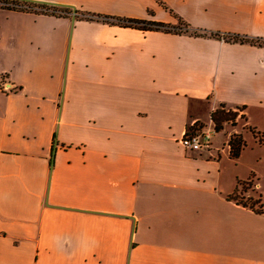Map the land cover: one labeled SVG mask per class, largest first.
Here are the masks:
<instances>
[{
    "label": "crops",
    "instance_id": "0c3cea01",
    "mask_svg": "<svg viewBox=\"0 0 264 264\" xmlns=\"http://www.w3.org/2000/svg\"><path fill=\"white\" fill-rule=\"evenodd\" d=\"M16 1L75 17L0 9V264H264L262 213L224 174L230 135L261 138L264 45L76 13L264 42V0ZM220 105L234 124L186 150Z\"/></svg>",
    "mask_w": 264,
    "mask_h": 264
},
{
    "label": "trees",
    "instance_id": "16d2710c",
    "mask_svg": "<svg viewBox=\"0 0 264 264\" xmlns=\"http://www.w3.org/2000/svg\"><path fill=\"white\" fill-rule=\"evenodd\" d=\"M0 9L14 10L20 12L41 13L55 17H66L71 12L69 8H59L53 6L36 7L35 4L33 3L20 2L16 0H0ZM76 13L81 15L82 18L86 20H97L103 23L117 25L120 27L135 28L142 31H162L167 33H175V34L184 33L193 37L209 36L230 43H240V44L249 43L259 46L264 45V42L260 41V39H249L245 36H239V35H219L218 33H207L196 30L175 14H173V16L176 19V24L170 25V24L149 21L144 19H130V18L113 17V16L99 15V14H87V13H80L79 11H77ZM228 116H229V112L224 110L223 105H220V107L217 110L213 111L210 114V118L212 123L214 124V128L216 132L221 131L223 129L224 123L229 122L231 120ZM250 131L254 136L257 135V133L254 130L250 129ZM227 145L229 148V155L233 159L238 158L241 151L246 146L240 134L230 135ZM237 191L238 188L235 189V191L231 195H229L227 199L232 200L236 204L241 205L243 207H248L257 214L262 213V209L259 201H254L253 199L248 198L246 199V201L243 202L242 200L235 198ZM256 205L258 206V208H255Z\"/></svg>",
    "mask_w": 264,
    "mask_h": 264
},
{
    "label": "rangeland",
    "instance_id": "374dc122",
    "mask_svg": "<svg viewBox=\"0 0 264 264\" xmlns=\"http://www.w3.org/2000/svg\"><path fill=\"white\" fill-rule=\"evenodd\" d=\"M35 6L49 7V5L39 4H35ZM3 15V12H0V20H3ZM224 110L229 112L228 117L231 119L226 123L229 125L234 124L235 116L238 111L235 113L231 109L224 108ZM256 119L262 130H260L261 140L256 139L257 142L254 143L253 138L247 135L245 140L246 148L241 153L240 157L237 160L226 159L224 161V174L227 184L233 181L236 188H238L235 198L243 202L248 198L260 202L262 214L258 219L264 221V116L257 115ZM215 139L220 145L225 137L219 134ZM259 141H262L261 145L258 144ZM255 208H258V206L256 205ZM250 211L252 213L253 210Z\"/></svg>",
    "mask_w": 264,
    "mask_h": 264
},
{
    "label": "built area",
    "instance_id": "2783aa9c",
    "mask_svg": "<svg viewBox=\"0 0 264 264\" xmlns=\"http://www.w3.org/2000/svg\"><path fill=\"white\" fill-rule=\"evenodd\" d=\"M0 90L3 92L10 91V86L5 81L4 77H0ZM216 134L214 124H210L200 128H189L180 139V144L188 151L200 152L209 150L212 146V140Z\"/></svg>",
    "mask_w": 264,
    "mask_h": 264
},
{
    "label": "water",
    "instance_id": "95a60500",
    "mask_svg": "<svg viewBox=\"0 0 264 264\" xmlns=\"http://www.w3.org/2000/svg\"><path fill=\"white\" fill-rule=\"evenodd\" d=\"M40 4H43V3H40ZM45 5H49V6H53V7H62V8L69 7L67 5H60V4H53V3H45ZM69 8H71V10H72V17L74 19V17H75V9L73 7H69Z\"/></svg>",
    "mask_w": 264,
    "mask_h": 264
}]
</instances>
